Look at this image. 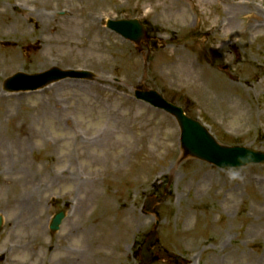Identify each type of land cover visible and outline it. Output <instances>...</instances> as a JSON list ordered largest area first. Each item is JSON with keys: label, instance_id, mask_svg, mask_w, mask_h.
<instances>
[{"label": "rangeland", "instance_id": "obj_1", "mask_svg": "<svg viewBox=\"0 0 264 264\" xmlns=\"http://www.w3.org/2000/svg\"><path fill=\"white\" fill-rule=\"evenodd\" d=\"M228 1L0 0V25H9L0 32V93L7 97L0 128L8 132L13 116L26 115L34 134L5 145L31 165L0 167V264H51L70 255L48 254L53 243L75 248L80 264H139L135 250L155 222L157 259L149 264H264V164L221 169L182 158L175 119L132 97L139 84L156 89L218 142L264 151V28L242 32L244 11L236 27L215 30L228 17ZM27 9L49 17L27 18ZM86 12L96 20L84 21ZM129 17L162 42L158 50L105 26L107 18ZM15 56L21 63L14 66L8 60ZM53 65L96 77L32 92L1 86L16 71ZM169 164L176 166L172 179L159 175ZM195 171L204 175L198 185ZM19 176L32 189L27 209L11 202L20 186L10 182ZM188 180L196 186L185 187ZM148 196L156 214L142 209ZM67 205L60 231L50 234V216ZM184 211L191 212L186 222Z\"/></svg>", "mask_w": 264, "mask_h": 264}, {"label": "bare ground", "instance_id": "obj_2", "mask_svg": "<svg viewBox=\"0 0 264 264\" xmlns=\"http://www.w3.org/2000/svg\"><path fill=\"white\" fill-rule=\"evenodd\" d=\"M229 4H227V14L228 17L225 18V22H216L214 29L220 30L221 32L226 33V28H228L229 25H231L232 28L236 27L234 25V21L238 20V16H240L244 11H246L245 19L247 23L241 24L242 26V32L245 31H255L259 30L260 28H264V9L258 7L255 5L254 0H229ZM24 16L27 18H30L32 16L38 15V17H45L49 15L44 12H31V11H25L23 13ZM45 17V18H48ZM96 20V16L94 15H86L84 16V21L93 22ZM75 21V20H74ZM258 22V23H257ZM7 23H2L0 25V32L5 31L8 29ZM40 33H45L48 30L45 29V27L41 26L38 28ZM50 30V29H49ZM53 32V30H50ZM223 34V35H224ZM40 55V54H37ZM7 60H4V63ZM9 62L13 63V65H19L21 61H19V57L15 56L14 58H10L8 60ZM14 65V66H15ZM4 68V64L0 62V72ZM184 66L182 64L178 65V74H183ZM214 94L216 98H221L222 100L231 101V95L224 92V91H214ZM14 97H10L8 99H12ZM0 102L5 105L7 103V97L0 93ZM227 104V103H226ZM210 106L213 109H217V103L210 104ZM5 114V110L2 112L0 111V121L2 117ZM12 127L10 131H2L0 128V167H6V168H18L19 165H25L30 166L31 164L27 160V158H22L20 156H16V158L13 157V154L10 151H7L6 149V143H22L25 144L34 134L32 128L27 124V116L21 115V116H13L11 118ZM13 150V148H10ZM23 155H25V152H22ZM176 166L174 164H169L166 167L162 166L159 169V175H168L170 179L175 177L176 175ZM194 176L197 177L196 183L197 185L204 179L203 174H199L195 171ZM10 184H16L20 186V189L17 191L15 195L12 196L11 202L17 203L21 208L27 209L30 206V202L28 199H25L24 195L32 192L31 187L28 186V181L25 176H19L14 177ZM186 186H192L195 185L191 180L185 181L183 184ZM12 186V185H11ZM196 186V185H195ZM181 194L178 193V200H181ZM183 219L184 221H188V219L191 216L190 211H184L183 212Z\"/></svg>", "mask_w": 264, "mask_h": 264}, {"label": "water", "instance_id": "obj_3", "mask_svg": "<svg viewBox=\"0 0 264 264\" xmlns=\"http://www.w3.org/2000/svg\"><path fill=\"white\" fill-rule=\"evenodd\" d=\"M109 25L113 28H115L117 31H119L122 35H124L127 38H130L132 40L138 41L141 36H143L141 27L136 23V21H121V22H109ZM65 75L62 73L61 75L55 74L51 75V77H48L49 75H46L44 77H41L35 81L26 80L28 82H25V77H21V80L18 79L15 84H13V88L21 87H36L40 86L48 81L50 79H55L57 76H63ZM23 78V79H22ZM24 81V82H23ZM142 98L148 100L149 102L164 107L168 111L174 113L179 120L181 127H182V144L184 145L186 152H191L193 154L200 155L206 159H210L213 161H216L220 164H224V158L226 164H239L245 161H240L241 157H244L243 160L248 159L247 154L250 153V158L252 159H261L264 160V154L253 151V150H246L241 151L238 153L225 151H220V147L216 146V144L211 140V138L197 125L193 124L190 120L186 119L182 116V113L180 109L167 104L165 101L161 99L160 96L156 95L154 92H146V93H140L139 94ZM236 150V149H232ZM62 217V214H57L53 218L52 221V228H56L57 224L59 223L60 218ZM154 233H151V236L147 243L144 246V250L146 251L149 247H151L154 243ZM148 253L144 254V258L146 261L149 259L147 258Z\"/></svg>", "mask_w": 264, "mask_h": 264}, {"label": "clouds", "instance_id": "obj_4", "mask_svg": "<svg viewBox=\"0 0 264 264\" xmlns=\"http://www.w3.org/2000/svg\"><path fill=\"white\" fill-rule=\"evenodd\" d=\"M250 156H251V154H250V153H248V154H247V157H248V158H250ZM243 158H244V157H241V159H243ZM235 175H236V174H235V173H233V174H232V177H233V178H235Z\"/></svg>", "mask_w": 264, "mask_h": 264}]
</instances>
